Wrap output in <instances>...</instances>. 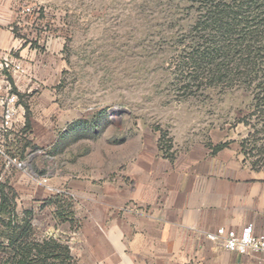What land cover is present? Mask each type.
Returning a JSON list of instances; mask_svg holds the SVG:
<instances>
[{
	"label": "rangeland",
	"instance_id": "obj_1",
	"mask_svg": "<svg viewBox=\"0 0 264 264\" xmlns=\"http://www.w3.org/2000/svg\"><path fill=\"white\" fill-rule=\"evenodd\" d=\"M21 1L39 8L31 15L36 34L55 41L56 54L43 45L38 53L57 57L47 71L51 79L55 68L58 74L52 91L39 92L27 112L23 107L27 122L13 136L24 148V177L0 156V184L11 190L5 192L14 215H35L36 238L50 237L42 233L52 215H66L58 202L87 215L116 185L129 190L139 167L200 151L209 141L236 145L242 162L264 174V106L254 85L219 81L198 58L206 33L193 0ZM29 174L47 180L50 197ZM21 218L10 227L0 221V233ZM61 224L55 219L53 226ZM5 234L0 243L7 244ZM8 253L0 251V264Z\"/></svg>",
	"mask_w": 264,
	"mask_h": 264
},
{
	"label": "crops",
	"instance_id": "obj_2",
	"mask_svg": "<svg viewBox=\"0 0 264 264\" xmlns=\"http://www.w3.org/2000/svg\"><path fill=\"white\" fill-rule=\"evenodd\" d=\"M24 7L21 0H0V60L9 54L23 68V74L6 76L18 101L24 95L29 99L18 102V123L0 139L7 154L18 159L24 148L13 136L26 124L24 108L33 107L30 101L39 92L52 91L58 74L55 68L51 79L47 71L57 60L50 56L55 41L37 36L36 18L23 14ZM42 45L49 56L38 53ZM221 144L225 147L214 151ZM161 158L133 172L129 190L119 184L108 200L99 196L97 208H88L87 215L73 207L72 223L61 224L64 229L54 228L52 215V226L42 235L65 242L75 264H264L259 254L238 256L205 237L218 228L238 232L248 225L264 235V174L242 162L236 145L209 141L200 151ZM35 184L50 197L48 183Z\"/></svg>",
	"mask_w": 264,
	"mask_h": 264
},
{
	"label": "trees",
	"instance_id": "obj_3",
	"mask_svg": "<svg viewBox=\"0 0 264 264\" xmlns=\"http://www.w3.org/2000/svg\"><path fill=\"white\" fill-rule=\"evenodd\" d=\"M193 4L197 5L196 24L206 33L204 46L196 52L198 58L214 68L219 81L254 85L255 101L264 106V0H193ZM223 147L225 144L218 145L214 151ZM6 188L0 184V221L7 219L10 227L22 218L19 225L4 233L7 244L0 243V251L5 256L9 253L1 264H75L61 239L35 237L34 215H14L15 203ZM57 204V212L67 207L66 215H53L57 223H72L71 204Z\"/></svg>",
	"mask_w": 264,
	"mask_h": 264
},
{
	"label": "built area",
	"instance_id": "obj_4",
	"mask_svg": "<svg viewBox=\"0 0 264 264\" xmlns=\"http://www.w3.org/2000/svg\"><path fill=\"white\" fill-rule=\"evenodd\" d=\"M21 11L23 14L32 15L34 12L37 13L39 8L26 6ZM11 73L23 74L24 70L9 54H5L0 60V139L9 136L18 123V96L13 91L12 85L6 76ZM0 156L5 159L6 168L11 166L26 173V162L20 161L17 157L7 156L1 149ZM28 176L39 185L47 184L46 179H39L30 174ZM205 237L225 251L238 256L259 254L264 258V235L255 234L251 225L242 228L238 232L218 228L214 232L206 233Z\"/></svg>",
	"mask_w": 264,
	"mask_h": 264
}]
</instances>
